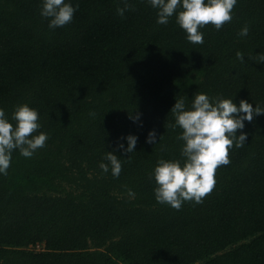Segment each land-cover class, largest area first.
Listing matches in <instances>:
<instances>
[{
  "label": "trees",
  "instance_id": "trees-1",
  "mask_svg": "<svg viewBox=\"0 0 264 264\" xmlns=\"http://www.w3.org/2000/svg\"><path fill=\"white\" fill-rule=\"evenodd\" d=\"M43 2L0 0V109L14 126L18 106L37 109L33 135L49 137L0 173V264H264V115L244 122L202 203H159L154 176L159 160H185L176 99L264 108V0H237L231 22L200 29L203 44L178 25L182 8L161 25L149 0H128L123 17V0H65L78 10L52 29ZM107 152L118 178L99 167Z\"/></svg>",
  "mask_w": 264,
  "mask_h": 264
},
{
  "label": "clouds",
  "instance_id": "clouds-1",
  "mask_svg": "<svg viewBox=\"0 0 264 264\" xmlns=\"http://www.w3.org/2000/svg\"><path fill=\"white\" fill-rule=\"evenodd\" d=\"M124 7L117 8V13L124 16L125 11L134 10L123 0ZM153 8L158 9L157 23L166 25L178 8L183 10L177 16L178 25L186 32L187 40L193 44H203L204 34L200 31L211 24L219 31L226 23L232 20V11L237 0H149ZM78 5L73 7L65 0H44L41 15L50 19L49 27L54 29L70 24ZM249 28L245 26L238 35L247 36ZM237 59L244 62L242 52L236 53ZM264 62V56L261 57ZM171 113L175 117L173 130L178 126L182 134L177 140L183 141L181 155L185 158L168 161L161 159L154 169L156 200L161 204L170 205L180 210L185 201H195L199 204L215 187V174L219 167L230 163L229 150L243 147L247 140V133L242 130L245 121L252 122L255 116L264 115V108L259 105L253 107L247 100H241L239 106L232 99L221 98L212 102L210 97L202 92L195 94L191 110L185 109V100L176 99ZM94 115V114H93ZM138 120L139 116H131ZM15 126L0 109V173L7 175L10 167L13 150L19 149L25 158H31L34 153L43 148L48 140V134L41 132L33 135L41 127L38 123L39 112L27 104L18 106L14 115ZM166 127V125H165ZM238 130L241 132L237 135ZM163 136L160 137L162 139ZM137 137H127L128 147L123 144L119 147L125 153H132L136 149ZM147 142H156V132L148 134ZM109 163H101L103 172L109 171L119 177L122 163L113 152H107L104 157ZM129 194L132 195L131 190Z\"/></svg>",
  "mask_w": 264,
  "mask_h": 264
},
{
  "label": "rangeland",
  "instance_id": "rangeland-1",
  "mask_svg": "<svg viewBox=\"0 0 264 264\" xmlns=\"http://www.w3.org/2000/svg\"><path fill=\"white\" fill-rule=\"evenodd\" d=\"M45 248V244L44 243H38L34 246H30L29 249L35 250V251H42Z\"/></svg>",
  "mask_w": 264,
  "mask_h": 264
}]
</instances>
